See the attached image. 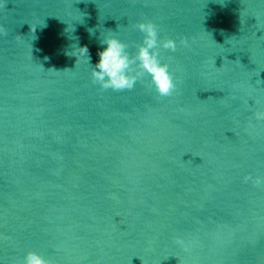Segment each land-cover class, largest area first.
<instances>
[{"label":"water","instance_id":"95a60500","mask_svg":"<svg viewBox=\"0 0 264 264\" xmlns=\"http://www.w3.org/2000/svg\"><path fill=\"white\" fill-rule=\"evenodd\" d=\"M146 20L176 91L93 84ZM0 25V264H264V0H0Z\"/></svg>","mask_w":264,"mask_h":264},{"label":"clouds","instance_id":"9594fccd","mask_svg":"<svg viewBox=\"0 0 264 264\" xmlns=\"http://www.w3.org/2000/svg\"><path fill=\"white\" fill-rule=\"evenodd\" d=\"M143 34L142 42L135 43V53L128 51L129 44L123 42L115 34L103 36L101 45H106L103 50H98V62L91 68V80L101 89H111L116 92L130 91L137 82L146 77L156 94L161 97H170L177 88L169 64L163 62L161 51H177L176 40L160 38L158 26L151 20L141 21L134 25ZM91 32V29L89 30ZM0 35H7L3 25H0ZM181 44L187 46V40L181 39ZM78 53V55H77ZM77 58L84 57L90 64L91 57L87 46L77 47L72 54ZM258 121H264V110L254 113ZM252 182L254 187H264V175L253 177L251 174L243 178V182ZM174 243L187 250V243L182 237H175ZM19 264H51V260L35 251H27Z\"/></svg>","mask_w":264,"mask_h":264}]
</instances>
